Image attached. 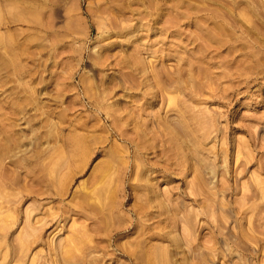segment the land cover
Instances as JSON below:
<instances>
[{"label":"rangeland","instance_id":"1","mask_svg":"<svg viewBox=\"0 0 264 264\" xmlns=\"http://www.w3.org/2000/svg\"><path fill=\"white\" fill-rule=\"evenodd\" d=\"M0 37V264H68L76 230L83 264H264V0H0Z\"/></svg>","mask_w":264,"mask_h":264},{"label":"bare ground","instance_id":"2","mask_svg":"<svg viewBox=\"0 0 264 264\" xmlns=\"http://www.w3.org/2000/svg\"><path fill=\"white\" fill-rule=\"evenodd\" d=\"M149 28V27H148ZM133 33V32H132ZM131 35V34H130ZM132 36V35H131ZM131 36H129V37H131ZM134 36V35H133ZM214 37V36H213ZM213 37H211V38H213ZM2 39V37H0V40ZM4 39V38H3ZM2 39V40H3ZM212 40H215V38H213ZM211 40V41H212ZM216 41V40H215ZM214 41V42H215ZM214 42H212V43H214ZM217 43V42H216ZM211 45V44H210ZM208 46V45H207ZM212 46H213V44L210 46V48H212ZM209 47V46H208ZM205 48H207V47H205ZM232 48V47H231ZM233 48H234V46H233ZM204 50H207V49H204ZM227 54L229 55V51L227 50ZM202 56L203 57H201V56H196V61L198 62V60L199 61H201L202 60V62H208L207 61V59H205L204 58V55L202 54ZM226 56V55H225ZM230 56V55H229ZM203 59H205V61H203ZM232 59V58H231ZM244 61H247V60H244ZM226 62L227 61H225V64H226ZM248 62V61H247ZM245 63V65L247 64V66H248V63ZM235 63L236 64H238V66H240V64L241 63H239V61L237 62H234V65H235ZM191 65V64H190ZM226 65H228V64H226ZM242 65H243V62H242ZM244 65V66H245ZM235 67H237V66H235ZM242 67L243 66H241V67H238V68H240V69H242ZM201 68V67H200ZM248 68V67H247ZM202 69V68H201ZM243 69H246V67H243ZM200 70V69H199ZM206 71V70H205ZM193 75V74H192ZM226 75H227V73H226ZM191 76V75H190ZM241 76V75H240ZM189 77V76H188ZM242 77V76H241ZM194 78V77H193ZM180 79V78H179ZM190 79V84L192 85V84H194V85H196L195 83L196 82H192L191 80V77H189L188 78V80ZM187 80V81H188ZM196 81V80H195ZM181 82H182V80H181ZM189 82V81H188ZM179 84H180V82H179ZM182 84V83H181ZM193 85V86H194ZM184 86V85H183ZM186 87V86H185ZM178 88H181L180 86L179 87H177V89ZM183 88V87H182ZM184 89V88H183ZM182 91V90H181ZM172 100V99H171ZM181 107H183V106H181ZM184 108V107H183ZM185 108H187V107H185ZM18 110V109H17ZM186 112V111H185ZM188 116H190V115H188ZM182 117V116H181ZM187 116H185V119H184V117H183V120H186L187 118H186ZM193 118V117H192ZM194 120V119H193ZM192 120V121H193ZM189 121V120H188ZM187 121V123H189L190 124V122H192V121H190V122H188ZM182 122V121H181ZM180 122V123H181ZM186 123V122H185ZM184 123V124H185ZM187 123H186V125H187ZM192 123H194V122H192ZM183 124V125H184ZM192 125V124H191ZM185 126V125H184ZM188 127V126H187ZM185 129V128H184ZM188 129H189V127H188ZM121 130V129H120ZM186 131V130H185ZM7 132H9L8 130H7ZM120 132V131H119ZM121 132H123L122 130H121ZM125 133V132H124ZM123 133H121L120 135H122ZM76 135V134H75ZM124 135V134H123ZM77 136V135H76ZM74 137V136H73ZM72 137V138H73ZM78 137L79 136H77V139H78ZM81 137H83V136H81ZM81 137H79L80 138V140H82L81 139ZM122 137V136H121ZM38 138V137H37ZM75 138V137H74ZM84 138V137H83ZM74 140V139H73ZM79 140V139H78ZM79 140V141H80ZM75 141V140H74ZM78 141V143L81 145V141L79 142ZM72 144V143H71ZM73 145V144H72ZM80 147V146H79ZM73 148H74V146H73ZM83 148H85V146L84 147H81L80 148V150H81V152H83L84 150H83ZM88 148H89V146L87 147V150H88ZM6 149H7V147H6ZM72 149V148H71ZM75 149V148H74ZM77 149H79V148H77ZM86 149V148H85ZM87 150H85V151H87ZM4 151H6V150H4ZM1 152L2 153V156H1V154H0V159L2 160V157H4V153L5 152ZM73 151V150H72ZM71 151V152H72ZM75 151H76V149H75ZM85 151L83 152V153H85ZM89 151H91V149H89ZM89 151H88V154H91V153H89ZM77 152L78 151H76L75 153H74V155H77ZM81 152H80V154H81ZM72 153V154H73ZM79 153V152H78ZM82 153V154H83ZM6 154L8 155V153L6 152ZM6 154H5V156H6ZM52 154V153H51ZM51 154L49 155L50 157H51V160H50V162L48 163V164H52L53 162H55V161H52V157H54L53 158V160L55 159L56 160V162H57V165H58V161H57V159L55 158V156H51ZM69 154H70V152H69ZM61 155H62V153H60L59 154V158L58 159H61L60 160V162H61V165H62V163H64L65 161H67L66 160V157H65V154H64V156H62V158H61ZM87 156V153L86 154H84V156ZM42 156V155H41ZM78 157H81V155L79 156V154L77 155ZM84 156H82V158L84 157ZM85 156V157H86ZM89 156V155H88ZM32 157V156H31ZM30 157V158H31ZM65 157V158H64ZM68 157H71V154L68 156ZM77 157V158H78ZM90 157V156H89ZM88 157V158H89ZM74 158V157H73ZM73 158H70L71 159V162H72V159ZM75 158H76V156H75ZM75 158H74V160H75ZM87 157L85 158L86 160L88 159ZM18 159V158H17ZM48 159H49V157H48ZM62 159H64L65 161H63ZM81 159V158H80ZM34 160H39V159H34ZM43 160V159H42ZM73 160V161H74ZM78 160H79V158H78ZM52 161V162H51ZM63 161V162H62ZM77 161V160H76ZM82 161L83 162H81V160H80V163L78 162V163H75V164H78L77 166L78 167H82V166H79V165H85L87 162H85L84 161V158L82 159ZM17 162H18V160H17ZM26 162H28L27 164H29V161H26ZM31 162V161H30ZM59 162V163H60ZM31 163H33V162H31ZM41 162L39 161V163L37 162V165L38 166H40V167H36L37 169H39V171L38 172H36V174H34V172H31V173H33L32 174V177H33V179L36 181V183L38 184V187L36 186V188H38V189H34V188H32L31 187V189H33L32 191H31V193L33 194V193H35V196L37 195V196H41L42 197V195H57L58 197H60L59 199H61V198H63L65 195H66V193H67V191H68V187H69V184H70V182L75 178V174L77 173V171H75V169L73 170L72 168H70L69 170L67 169V172L66 173H63V174H58V172H57V170H55L52 166H53V164H52V166H50V167H52V169H48V168H43L42 166H44V165H42L41 166V164H40ZM70 163V162H69ZM73 163V162H72ZM83 163V164H82ZM25 164V163H24ZM33 164H35V163H33ZM43 164V163H42ZM48 164H46L47 165V167H48ZM55 164V163H54ZM74 164V165H75ZM65 165L66 164H64L63 165V169H65ZM67 165H68V162H67ZM73 165V164H72ZM72 165H69V166H71L72 167ZM31 166V165H30ZM35 166V165H34ZM33 166V167H34ZM25 167H26V165H25ZM42 167V168H41ZM44 167H46V166H44ZM54 167H55V165H54ZM74 167V166H73ZM41 168V169H40ZM66 168H69V167H67L66 166ZM77 168V167H76ZM3 169V168H2ZM62 167L60 168V171L59 172H63L62 170ZM1 170V169H0ZM3 170H1V174L0 175H2L1 177H0V181H2L3 182V178H4V176L7 174V172L5 171V169H4V171L2 172ZM57 172V174H55L56 172ZM55 172V173H54ZM76 172V173H75ZM3 173L5 174V175H3ZM31 173L29 174L30 176H31ZM53 173H54V175H53ZM106 173H104V175H105ZM110 174V173H109ZM108 175V174H107ZM9 176V175H8ZM8 176H5V178H4V180H7L9 177ZM7 177V178H6ZM104 177V176H103ZM105 177H107V176H105ZM108 179V178H107ZM113 179V178H112ZM106 180V179H105ZM110 180H111V176H110ZM112 181V180H111ZM102 182H105L104 180H102ZM106 182H107V180H106ZM144 182H146V181H144ZM109 183V182H108ZM1 184L2 183H0V186H1ZM6 184H7V182H6ZM103 184V186H104V183H102ZM148 184V183H147ZM33 185H35V183L33 184ZM109 186H110V183L108 184ZM107 186V185H106ZM149 186V185H148ZM8 187V186H7ZM27 187V186H26ZM98 187H100V186H98ZM111 187V186H110ZM2 188V187H1ZM28 188H30V186H28ZM28 188H26L27 190H28ZM102 188V187H101ZM113 188V187H112ZM111 188V189H112ZM4 189V188H3ZM30 189V190H31ZM108 189V188H107ZM25 192H27L26 190H24ZM104 190L103 189H94L93 190V194H96V197L98 198V203L100 204V202H101V204L99 205V206H101L100 207V211H98L99 209L96 207V205H94V204H91V201L92 200H94L93 198L92 199H90L92 196H94V195H92V192L90 193V194H86V193H81L80 191V193H77L76 191V193H75V197L73 196V198L75 199H79L78 200V202H77V200L75 199L74 201H70V203L72 202V204L73 205H75V201H76V210L78 211V213H80L81 212V214L82 213H86L87 212V207H89V209H91L92 211H94L95 213H98V215H99V212H103V209H101L102 208V206H104V204L102 205V203L104 202L103 201V192ZM4 192V191H3ZM2 192V193H3ZM86 192V191H85ZM108 192H109V189H108ZM7 193V192H6ZM87 193H88V191H87ZM105 193H107V190H106V192ZM114 193V192H113ZM112 192L111 193H109L108 195H106V196H108L109 198H111V197H113V194ZM10 194V193H9ZM8 194V195H9ZM0 195L2 196V194L0 193ZM73 195H74V193H73ZM116 195V194H115ZM31 196V195H30ZM48 196V197H49ZM51 197V196H50ZM95 197V198H96ZM105 197V196H104ZM6 199H7V197H5ZM25 198V197H24ZM31 198H33V197H31ZM37 198V197H36ZM46 198V197H45ZM107 197H105V199H106ZM1 199H2V197H1ZM30 199V198H29ZM52 199V198H51ZM59 199H58V201H59ZM104 199V200H105ZM112 199V198H111ZM5 200V199H4ZM49 200V199H48ZM57 200V199H56ZM89 200H91L90 201V203H89ZM96 200V199H95ZM107 201H108V199H106ZM105 200V201H106ZM39 201V200H38ZM107 201H106V203H107ZM66 202V201H65ZM114 202H115V199H114ZM43 203V202H42ZM61 203V202H60ZM93 203V202H92ZM65 204V203H64ZM72 204H71V206H72ZM113 204V201H112V203H111V205ZM62 205V204H61ZM66 205V204H65ZM95 207H94V206ZM74 206V207H75ZM69 208V204H67L64 208H66L67 209V211H68V208ZM108 207H110L111 208V206L109 205ZM106 208V207H105ZM36 209V208H35ZM38 209H39V207H38ZM42 209V208H41ZM62 210H63V208H61ZM85 209H87L86 210V212H85ZM91 210H88V211H91ZM102 210V211H101ZM110 210V209H109ZM108 210V211H109ZM111 210H112V208H111ZM67 211H65V212H67ZM73 211H75V210H73ZM84 211V212H83ZM91 211V212H92ZM104 211H107V210H104ZM62 212V211H61ZM69 212V211H68ZM64 213V212H63ZM87 213H90V212H87ZM95 213H91V214H89L90 216L92 215L93 216V218H94V214ZM65 214V213H64ZM106 214H107V212H106ZM110 214H111V211H110ZM83 216L85 215V216H87L88 214H82ZM89 215L87 216L88 218H91L92 219V216L91 217H89ZM97 215V214H96ZM84 216V217H85ZM108 216H109V214H108ZM47 217H48V215H47ZM96 218H98L97 216H95ZM102 217V219H103V216H99V220L100 221H102L100 218ZM7 219V218H6ZM41 220H43V221H45L44 220V218H42ZM40 220V221H41ZM85 220H87L86 218H85ZM95 220V223H96V220H97V222H99V220L98 219H94ZM40 221H39V223H40ZM103 221H104V219H103ZM107 221V220H106ZM7 222V221H6ZM43 223V222H42ZM103 223H106V222H102L101 224H103ZM32 224H34L35 226L37 225L36 224V222L34 223V222H32ZM32 224H29L30 226V229H32L31 228V225ZM44 224V223H43ZM99 223H96V225H98ZM2 225V224H1ZM40 225V224H39ZM8 226V225H7ZM33 226V225H32ZM83 226V225H82ZM37 227H38V225H37ZM84 227H85V225H84ZM99 227H101L100 225H99ZM1 228V227H0ZM2 228L4 229L5 228V224L4 225H2ZM1 228V229H2ZM34 228H36V227H34ZM33 228V229H34ZM75 228V227H74ZM80 228V227H79ZM88 228V227H87ZM6 229H8V228H6ZM5 229V230H6ZM84 229H86V228H84ZM89 229V228H88ZM76 230V229H75ZM96 230H98V229H96ZM26 231V230H25ZM30 231H32V230H30ZM33 231H35V229L33 230ZM32 231V232H33ZM72 231V230H71ZM85 231H88V230H85ZM100 231H102V229H100ZM27 232H29L28 231V229H27ZM103 232V231H102ZM101 232V233H102ZM34 233V232H33ZM41 233V232H40ZM23 234V233H22ZM25 234H27L26 232H25ZM25 234H24V236H19L20 237V239H21V245L19 244V246L20 247H22V248H20L21 250L22 249H25V248H27V247H29V245L33 242V240H35V239H30V238H28L29 236H32L31 234L28 236H25ZM36 233H34V235H35ZM97 234V233H96ZM37 235V234H36ZM35 235V236H36ZM40 235V234H39ZM87 235H88V232H87ZM87 235L85 234V232L82 230H80V232L79 231H74L72 234H70V236H69V238H67V240L66 241H64V244L63 245H61V249H62V251H64V253L62 252V254H61V257L63 258H60V257H58L59 259L58 260H64L65 259V261L66 262H68V264H76L75 263V261H80L81 260V263L83 262L82 261V259H84L83 257H82V259H81V256H82V254H83V252L88 248V244H89V240L86 238L87 237ZM88 236H90V234L88 235ZM34 237V236H33ZM93 237V236H92ZM40 238V237H39ZM89 238V237H88ZM20 239H18L19 241H20ZM41 240H42V238H41ZM19 241H18V243H19ZM36 242V241H35ZM35 242H33V243H35ZM38 242H39V240H38ZM59 245H60V243H59ZM58 245V246H59ZM57 246V247H58ZM91 246V245H90ZM92 247V246H91ZM152 247V246H151ZM57 249V248H56ZM60 249V250H61ZM89 249V248H88ZM148 249V248H147ZM25 251H27V250H25ZM89 251V250H88ZM58 252V251H57ZM142 252V251H141ZM22 253V252H21ZM61 253V252H60ZM153 253H154V251H153ZM89 254V253H88ZM147 254V253H146ZM148 254H149V252H148ZM58 255V254H57ZM63 255V256H62ZM90 255V254H89ZM150 255V254H149ZM148 255V256H149ZM58 256H60V255H58ZM88 256V255H87ZM20 258V257H19ZM87 258V257H86ZM158 258V257H157ZM146 259H147V261L150 259L151 260V257L149 256V259L146 257ZM57 260V261H58ZM85 260V259H84ZM156 260V259H155ZM56 261V262H57ZM52 262H54V260L52 261ZM149 262V261H148ZM152 261H150V263H151ZM149 263V264H150ZM52 264V263H51ZM55 264V263H54ZM63 264H65V263H63ZM67 264V263H66ZM83 264V263H82Z\"/></svg>","mask_w":264,"mask_h":264}]
</instances>
